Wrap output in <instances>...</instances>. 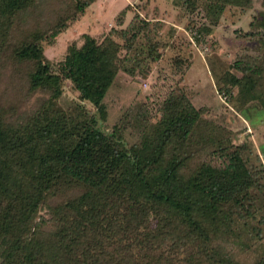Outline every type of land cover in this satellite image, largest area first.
Instances as JSON below:
<instances>
[{
    "label": "trees",
    "instance_id": "obj_1",
    "mask_svg": "<svg viewBox=\"0 0 264 264\" xmlns=\"http://www.w3.org/2000/svg\"><path fill=\"white\" fill-rule=\"evenodd\" d=\"M94 1L0 0V54L13 58L9 70L21 67L25 94H40L23 118L0 96V264H264V142L261 153L235 142L180 85L105 125L117 73H148L163 55L158 16L136 11L126 22L128 3L105 34L81 33L58 61L45 54L44 40ZM260 3L242 33L261 40L257 50L215 82L254 130L264 128V116L250 119L264 113ZM228 4L252 0H181L185 26L204 39ZM188 60L173 59L180 70ZM67 81L77 98L62 103Z\"/></svg>",
    "mask_w": 264,
    "mask_h": 264
},
{
    "label": "rangeland",
    "instance_id": "obj_2",
    "mask_svg": "<svg viewBox=\"0 0 264 264\" xmlns=\"http://www.w3.org/2000/svg\"><path fill=\"white\" fill-rule=\"evenodd\" d=\"M128 3L131 8L127 12L126 22L136 11L141 15L148 11L150 17L158 16L162 22L160 37L168 44L161 49L162 57L148 73L133 77L122 70L117 73L103 99L107 110L105 125L110 127L129 106L138 101H147L154 106L172 87L180 85L196 105L208 106L212 117L228 124L236 132L235 142L245 141L253 153H261L264 128L254 130L249 124L243 126L248 121H244L234 108L233 98L219 93L215 84L217 76L224 70L235 71L231 67L235 58L257 50L261 40L257 36H242V33L249 29L250 20L261 8L260 0H252V5L248 7L226 5L217 25H213L211 32L200 41L194 36L195 29L185 26L189 18L181 6V0H95L53 42L44 40L45 54L55 62L64 57L68 44L81 33L89 32L95 36L105 34L114 24V15ZM171 27H175V33H172ZM21 31L25 29L19 25L14 29V36L20 37ZM22 37L23 35L20 38ZM176 55L189 59L188 66L178 69L173 61ZM8 57V50L0 54V88H4L0 96L6 103H11L12 107L15 105L13 113L23 118L40 94H25L21 80L22 69L19 67L17 70H9V65L14 61L12 57V61ZM70 85L68 81L65 83L62 103L77 98L76 91ZM85 105L94 109L88 101ZM262 116L264 113L257 110L250 119L256 124ZM125 134L129 143L138 139L137 129L134 127L128 128ZM261 149L264 150V143Z\"/></svg>",
    "mask_w": 264,
    "mask_h": 264
}]
</instances>
